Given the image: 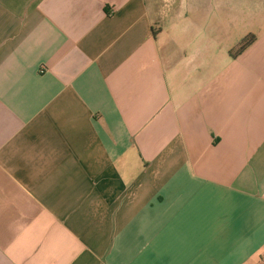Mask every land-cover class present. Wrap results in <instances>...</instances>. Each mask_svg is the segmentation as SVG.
<instances>
[{"label":"crops","instance_id":"obj_1","mask_svg":"<svg viewBox=\"0 0 264 264\" xmlns=\"http://www.w3.org/2000/svg\"><path fill=\"white\" fill-rule=\"evenodd\" d=\"M258 4L226 39L157 0H0V264H260Z\"/></svg>","mask_w":264,"mask_h":264},{"label":"rangeland","instance_id":"obj_2","mask_svg":"<svg viewBox=\"0 0 264 264\" xmlns=\"http://www.w3.org/2000/svg\"><path fill=\"white\" fill-rule=\"evenodd\" d=\"M258 1L260 0H157V3L159 9L169 16L176 14L178 10L187 20L205 17L213 21L210 24L211 30L228 39L246 33L247 26L260 15Z\"/></svg>","mask_w":264,"mask_h":264},{"label":"trees","instance_id":"obj_3","mask_svg":"<svg viewBox=\"0 0 264 264\" xmlns=\"http://www.w3.org/2000/svg\"><path fill=\"white\" fill-rule=\"evenodd\" d=\"M254 41V36L249 34L246 35L233 49L229 51L231 56H236L244 51L252 42Z\"/></svg>","mask_w":264,"mask_h":264},{"label":"built area","instance_id":"obj_4","mask_svg":"<svg viewBox=\"0 0 264 264\" xmlns=\"http://www.w3.org/2000/svg\"><path fill=\"white\" fill-rule=\"evenodd\" d=\"M260 264H264V258L260 260Z\"/></svg>","mask_w":264,"mask_h":264}]
</instances>
